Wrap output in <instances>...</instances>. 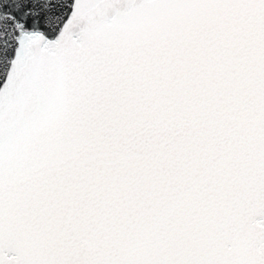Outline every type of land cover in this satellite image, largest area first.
Returning a JSON list of instances; mask_svg holds the SVG:
<instances>
[{"label": "snow or ice", "instance_id": "obj_1", "mask_svg": "<svg viewBox=\"0 0 264 264\" xmlns=\"http://www.w3.org/2000/svg\"><path fill=\"white\" fill-rule=\"evenodd\" d=\"M0 264H264V0H0Z\"/></svg>", "mask_w": 264, "mask_h": 264}]
</instances>
